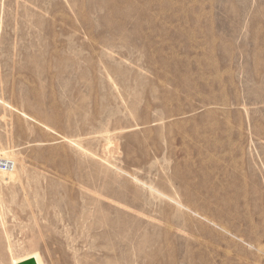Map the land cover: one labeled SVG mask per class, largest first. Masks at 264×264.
Returning a JSON list of instances; mask_svg holds the SVG:
<instances>
[{
  "label": "rangeland",
  "instance_id": "1",
  "mask_svg": "<svg viewBox=\"0 0 264 264\" xmlns=\"http://www.w3.org/2000/svg\"><path fill=\"white\" fill-rule=\"evenodd\" d=\"M0 157V264H264V0H0Z\"/></svg>",
  "mask_w": 264,
  "mask_h": 264
},
{
  "label": "bare ground",
  "instance_id": "2",
  "mask_svg": "<svg viewBox=\"0 0 264 264\" xmlns=\"http://www.w3.org/2000/svg\"><path fill=\"white\" fill-rule=\"evenodd\" d=\"M3 153L6 154V152H3ZM0 158H1V157H0ZM10 159H12V160L14 161V163L16 164V160H15L14 158H10ZM2 176H6V177H8L10 180H15V179H17L18 176H19L18 168H17L16 166H14V168H13L12 170H10V171H8V172H6V173H3ZM4 178H5V177H4ZM4 181H5V180H4ZM6 181H7V180H6ZM6 181H5V182H6ZM116 247H117V245L114 247V254H115V257H117V255H118V251H117ZM9 249H10V248H9ZM106 252H107V250H106ZM31 256H33V257L36 258L38 264H43V261H42L40 255H39L38 253H29V254H27V255H25V256H23V257H16V258H13V260H12V264H16V263H18L19 261H21V260H23V259H26V258H28V257H31ZM110 257H112V256H110ZM117 258H118V257H117ZM105 264H113V259H107V260L105 261Z\"/></svg>",
  "mask_w": 264,
  "mask_h": 264
},
{
  "label": "built area",
  "instance_id": "3",
  "mask_svg": "<svg viewBox=\"0 0 264 264\" xmlns=\"http://www.w3.org/2000/svg\"><path fill=\"white\" fill-rule=\"evenodd\" d=\"M15 166V163L10 158H0V174L6 173L12 170Z\"/></svg>",
  "mask_w": 264,
  "mask_h": 264
},
{
  "label": "water",
  "instance_id": "4",
  "mask_svg": "<svg viewBox=\"0 0 264 264\" xmlns=\"http://www.w3.org/2000/svg\"><path fill=\"white\" fill-rule=\"evenodd\" d=\"M16 264H38V262L35 257L31 256V257H28L26 259L19 261Z\"/></svg>",
  "mask_w": 264,
  "mask_h": 264
}]
</instances>
